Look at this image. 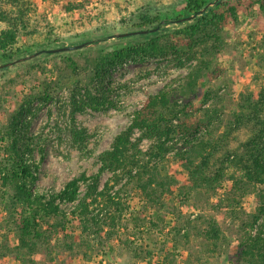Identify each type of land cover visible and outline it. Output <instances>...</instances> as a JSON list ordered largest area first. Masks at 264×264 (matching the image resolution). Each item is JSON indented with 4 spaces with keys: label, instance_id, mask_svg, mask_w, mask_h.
Listing matches in <instances>:
<instances>
[{
    "label": "trees",
    "instance_id": "16d2710c",
    "mask_svg": "<svg viewBox=\"0 0 264 264\" xmlns=\"http://www.w3.org/2000/svg\"><path fill=\"white\" fill-rule=\"evenodd\" d=\"M9 1L14 10L0 6V65L49 50L60 41L47 37L43 43L30 47L33 52L25 48L23 39L37 33L28 18L32 12L30 3L25 0ZM169 1L173 3L164 8L148 3L149 6L138 15L121 21L120 31H146L147 34L135 35V40L116 49L93 52V56L79 51L64 57L66 71L74 76L80 73L90 75L86 84L71 89L69 102L68 132L73 144L80 150L86 149L89 136L86 129H79L76 125L77 116L89 110L100 113L116 107L111 99L115 91L106 83L114 70L128 62L142 64L156 59L170 60L179 68L195 63L179 86H169L157 95H150L143 107L133 113L131 124L115 137L111 148L100 155V169L95 176L84 174L56 195L34 192L39 171L34 157L36 152L43 157L44 142L29 134L32 120L28 114H31L30 106L34 101L43 104L52 101L54 92L61 90V77L51 83L42 81L36 88L38 96H30L7 126L0 130V209L6 213L0 225L16 239L11 246L8 245L9 235L3 236L0 250L5 257L14 255L25 260L43 250L50 251L54 242L72 240L73 236L69 234L72 218L69 215L79 219L82 233L102 241L104 228L114 230L125 211L123 196L127 193L126 188L132 186L139 190L150 206L159 204L171 193L177 183L175 178L163 176L158 166L152 163L175 152V157L182 162L188 174L189 184L181 188L185 200L203 191L214 197L226 181L231 182L230 191L226 194L230 202L229 211L236 215V207L241 205V201L248 195H255L258 206L249 220L242 223L243 235L237 258L243 264H264V91L241 96L238 109L227 123L220 142L214 138L223 124L220 117L223 112L217 108L220 102L218 94L207 90L201 105L213 102L215 106L202 109V116L197 121L192 118L195 115L194 101L200 96V85L206 87L217 78L215 60L224 46L222 33L230 21H237L238 9L223 3L201 15V11L216 0ZM254 1L264 13V0ZM83 7L70 2L64 8L66 12H74ZM190 16H197V21L171 34L159 31L163 22L167 25L173 21L180 23ZM103 32L104 35L111 34L107 29L100 34ZM76 58L85 59L84 68H80ZM41 70L45 73L43 68ZM245 129L252 130V137L244 144L243 153H228L224 159L217 158L223 138L226 140L234 132ZM136 133L139 136L135 137ZM178 137L183 142L180 148H177ZM145 140L154 142L146 153L141 149ZM214 168L215 172L210 174ZM106 173L113 174V186L107 183L100 190V180ZM123 180L126 182L121 189L112 193ZM81 183L87 187L82 198L79 197ZM57 202L74 204L75 207L67 213ZM137 225L146 231L157 227L147 220ZM208 226L203 236L214 243L220 241L222 234L217 222L211 220ZM66 247L72 250L73 244H66Z\"/></svg>",
    "mask_w": 264,
    "mask_h": 264
},
{
    "label": "rangeland",
    "instance_id": "374dc122",
    "mask_svg": "<svg viewBox=\"0 0 264 264\" xmlns=\"http://www.w3.org/2000/svg\"><path fill=\"white\" fill-rule=\"evenodd\" d=\"M25 1L30 3L32 12L28 18L32 27L37 30V33L22 41V45L29 51H32L31 46L43 43L47 37L60 40L49 50L87 44L81 50L58 54L44 53L35 58L26 56L28 59L7 63L15 64L0 69V130L7 126L11 117L20 111L30 96H38L36 88H39L42 81L51 83L61 77V90L54 92L52 101L47 104L34 101L30 106L31 114H28V118L32 120L29 134L35 136L37 141L40 138L44 142L43 157L38 152L34 157L35 163L39 165L34 192L51 196L59 194L68 183L84 174L87 177L95 176L100 169V155L109 150L115 137L131 124L133 113L143 107L150 95H157L169 86H179L195 63L191 62L185 68H179L170 60L156 59L142 64L128 62L114 70L106 83L115 91L111 99L116 107L100 113L89 110L77 116L76 125L79 129H86L89 136L86 149L80 150L73 144L68 132L69 102L71 89L86 84L90 75L80 73L79 76H74L66 71L64 57L73 56L79 51L91 54L124 46L135 38L117 37L131 33L119 30L123 19L138 15L149 6L148 3L153 2L155 6L164 8L173 1ZM70 2L84 7L74 12H66L64 7ZM223 3L236 7L238 18L237 21H230L222 33L224 46L215 60L217 78L206 87L200 85V96L194 101L195 115L192 117L197 121L202 116V109L215 106L213 102L206 106L201 105L207 90L218 94L220 102L217 108L223 112L220 116L222 127L216 128L218 130L214 137L218 142L224 136L227 123L238 109L241 96L256 95L264 91V13L259 10L254 0H222L219 6ZM0 6L6 10H14V5L9 0H0ZM190 17H186V20ZM195 21L197 17L182 24L173 21L167 25L163 22L159 31L171 34ZM103 29L111 34H100ZM76 59L80 68H84L85 59ZM137 136L138 133L135 137ZM251 137L252 130L245 129L234 132L226 140L223 138L217 158L224 159L226 154L234 152L242 154L244 144ZM177 141V148L182 147L181 137ZM153 143L143 141V152H148ZM152 165H157L163 176L174 177L177 182L171 193L159 204L148 205L142 193L129 186L123 196L125 211L121 214L120 222H117L114 230L104 228L102 241L82 233L79 219L69 215L72 218L69 232L73 236L72 240L69 238L54 242L50 251L42 249V253L24 257L25 260L17 259L14 255L5 257L0 250V264H243L237 258L238 245L243 235L241 226L256 211L258 202L255 195L245 197L241 205L236 207L237 214L234 215L229 211L230 202L226 194L230 191L231 182L226 181L223 189L214 197L203 191L200 195L194 193L192 198L185 200L181 188L189 184L188 174L182 162L175 157V152L161 161H154ZM215 170L216 168L210 171V174ZM229 173L232 174L230 170ZM112 178L113 174H104L100 180V190L107 183L113 186ZM125 182L123 180L116 185L112 193L120 190ZM86 191V184L81 183L79 197L82 198ZM57 203L67 213H71L75 207L74 204ZM5 216L6 213L0 209V221ZM146 220L154 222L157 227H150L151 231L139 229L137 224ZM211 220L217 222L222 234L221 240L216 243L203 236ZM4 228L0 225V245L3 236L9 235ZM15 240L13 234L9 235L8 245L13 246ZM66 244H73L72 250L67 249Z\"/></svg>",
    "mask_w": 264,
    "mask_h": 264
},
{
    "label": "water",
    "instance_id": "95a60500",
    "mask_svg": "<svg viewBox=\"0 0 264 264\" xmlns=\"http://www.w3.org/2000/svg\"><path fill=\"white\" fill-rule=\"evenodd\" d=\"M222 0H216L215 2L209 4L206 8H204L202 11H201V15L202 14H206L208 13L212 8H214L216 5H219L221 4ZM197 16H192L190 17L189 19H184V20H181L180 21V24L186 22V21H190L192 20L193 18H196ZM148 32H140V33H128V34H122V35H118L117 37L119 38H123V37H130V36H135V35H138V34H147ZM87 44H82V45H79V46H75V47H66V48H60V49H56V50H48V51H42V52H39V53H36L32 56H30V58H35L41 54H44V53H48V54H58V53H64V52H69V51H75V50H81L83 49L84 47H86ZM29 58V59H30ZM25 59H28V58H25ZM17 63V62H16ZM15 63H11V64H6L4 66H0V69H6V67H9V66H13Z\"/></svg>",
    "mask_w": 264,
    "mask_h": 264
}]
</instances>
